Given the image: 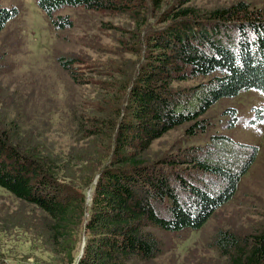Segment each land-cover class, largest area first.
<instances>
[{
  "label": "trees",
  "instance_id": "obj_1",
  "mask_svg": "<svg viewBox=\"0 0 264 264\" xmlns=\"http://www.w3.org/2000/svg\"><path fill=\"white\" fill-rule=\"evenodd\" d=\"M36 1L55 30L73 26L68 15H55L65 6L129 13L139 28L147 26L149 8L156 21L137 69L119 88L122 103L71 117L74 133L88 144L78 154L64 153L42 131L30 140L17 118L0 117V187L43 213L62 255L57 264H147L162 251L154 229H200L232 199L256 159V147L243 144L221 151L222 136L208 148L146 155L183 123H192L190 134L203 130L199 117L220 98L264 92V4L201 11L190 0ZM16 13L0 7V31ZM77 62L58 57L76 79ZM198 76L205 80L193 87L173 86ZM211 245L224 264H264V230L244 236L219 230ZM0 264L18 263L0 254Z\"/></svg>",
  "mask_w": 264,
  "mask_h": 264
},
{
  "label": "rangeland",
  "instance_id": "obj_2",
  "mask_svg": "<svg viewBox=\"0 0 264 264\" xmlns=\"http://www.w3.org/2000/svg\"><path fill=\"white\" fill-rule=\"evenodd\" d=\"M239 1L251 7L264 4V0H190L187 4L208 11ZM0 7L17 10L0 31V117L17 118L29 129L30 140L42 131L64 153L78 154L85 139L74 133L71 117L75 112L86 114L91 108L122 103L119 88L124 76L129 78L139 65L144 53L141 46L155 26L156 20L150 17L153 12L147 9V26L139 28L129 13L65 6L55 15H68L73 26L55 30L36 0H0ZM58 57L78 59L77 79L58 63ZM203 80L198 76L173 86L188 89ZM199 119L203 130L190 134L187 129L192 123H183L155 140L146 158L154 160L191 147L208 148L214 136H222L224 141L217 145L221 151L229 149L230 142L243 144L256 147V159L232 199L200 229H154L162 251L147 264H224L226 258L211 245L217 231L244 236L264 230V92L250 89L220 98ZM0 254L18 264L35 259L47 264L63 262L51 243L43 213L1 187Z\"/></svg>",
  "mask_w": 264,
  "mask_h": 264
}]
</instances>
